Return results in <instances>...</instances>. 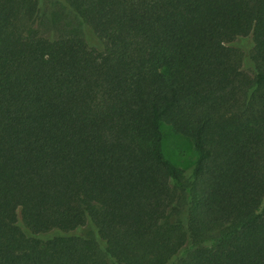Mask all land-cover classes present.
<instances>
[{"label":"trees","instance_id":"1","mask_svg":"<svg viewBox=\"0 0 264 264\" xmlns=\"http://www.w3.org/2000/svg\"><path fill=\"white\" fill-rule=\"evenodd\" d=\"M0 264H264V0H0Z\"/></svg>","mask_w":264,"mask_h":264},{"label":"rangeland","instance_id":"2","mask_svg":"<svg viewBox=\"0 0 264 264\" xmlns=\"http://www.w3.org/2000/svg\"><path fill=\"white\" fill-rule=\"evenodd\" d=\"M85 35L88 39V42L91 44H96V40L94 36L92 35V32L89 28H84ZM97 45V44H96ZM244 47L246 48V44H244ZM248 49V48H247ZM161 129L163 133V152L165 156L173 162L178 168L183 170L186 175H188L193 167L196 153L194 151V148L192 146V142L189 138L176 133L172 127L168 124L162 123ZM19 224L22 226V224L19 221ZM62 234H81V231H74L69 233H62L59 231H51L46 234L38 235L41 239H46L48 237H51L53 235H62Z\"/></svg>","mask_w":264,"mask_h":264}]
</instances>
